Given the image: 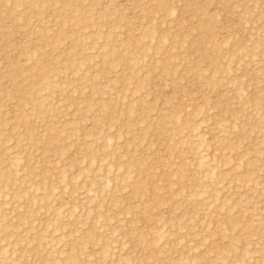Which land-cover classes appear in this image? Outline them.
Returning <instances> with one entry per match:
<instances>
[{
    "label": "rangeland",
    "instance_id": "obj_1",
    "mask_svg": "<svg viewBox=\"0 0 264 264\" xmlns=\"http://www.w3.org/2000/svg\"><path fill=\"white\" fill-rule=\"evenodd\" d=\"M0 264H264V0H0Z\"/></svg>",
    "mask_w": 264,
    "mask_h": 264
}]
</instances>
